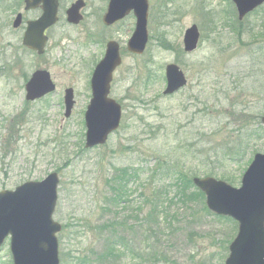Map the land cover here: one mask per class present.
<instances>
[{
    "label": "rangeland",
    "instance_id": "1",
    "mask_svg": "<svg viewBox=\"0 0 264 264\" xmlns=\"http://www.w3.org/2000/svg\"><path fill=\"white\" fill-rule=\"evenodd\" d=\"M74 1L60 0L59 21L47 32L44 55L36 57L21 49L22 34L11 28L23 0H0V192L57 173L53 221L64 227L57 235L60 264H224L237 223L180 196L171 177L204 178L214 169L209 177L237 189L254 155L264 153V6L245 18L239 38L231 0H149L146 49L134 56L126 51L132 14L106 28L101 18L108 0H83V20L70 26L64 12ZM192 25L201 38L197 50L185 54L182 38ZM108 41L118 43L122 58L109 94L121 105V125L104 146L86 150L89 81ZM170 64L184 73L187 86L165 97ZM36 70L49 72L56 90L28 103L22 75ZM67 88L75 104L64 118ZM240 151L243 159L224 158ZM158 161L172 171L144 192L146 176L134 178V171L151 170ZM123 168L128 195L114 206L107 182ZM142 193L154 195L144 214ZM0 264H12L9 239Z\"/></svg>",
    "mask_w": 264,
    "mask_h": 264
},
{
    "label": "water",
    "instance_id": "2",
    "mask_svg": "<svg viewBox=\"0 0 264 264\" xmlns=\"http://www.w3.org/2000/svg\"><path fill=\"white\" fill-rule=\"evenodd\" d=\"M238 20L264 4V0H232ZM26 10L41 5L42 15L27 23L23 45L43 54L47 38L44 32L57 19L58 0H25ZM84 4L77 1L66 11L67 22L78 24L79 11ZM133 12L135 31L127 43V51L141 55L147 43L148 0H110L103 18L105 25L124 18ZM20 23V15L14 28ZM199 32L195 25L186 30L183 47L186 53L197 48ZM119 47L110 42L103 59L95 67L91 81V99L84 115L86 149L104 145L118 130L121 107L109 98L113 72L120 66ZM166 89L171 95L186 85L182 71L176 65L165 68ZM55 86L46 71H37L25 86L26 101H34L54 91ZM73 90L64 93V117L70 116L74 106ZM264 125V117L261 119ZM59 179L49 174L41 182H27L14 191L0 192V247L10 237V253L13 264H59L56 234L61 226L52 220L57 204ZM193 185L205 196L207 209L213 214L228 217L238 223V233L229 245V256L224 264H264V154H256L242 176L241 186L232 188L214 178H195Z\"/></svg>",
    "mask_w": 264,
    "mask_h": 264
},
{
    "label": "trees",
    "instance_id": "3",
    "mask_svg": "<svg viewBox=\"0 0 264 264\" xmlns=\"http://www.w3.org/2000/svg\"><path fill=\"white\" fill-rule=\"evenodd\" d=\"M241 24L242 23H238V29L235 32V34L240 38L242 36V33L245 31L242 30L241 28ZM248 33V32H247ZM259 36L260 39H262V35H257ZM196 100H198V98H196ZM23 117V115H22ZM21 117V118H22ZM19 119V117L16 119L15 122H17ZM10 124V129L14 127V124ZM248 153H246L247 156ZM243 157H245V153L243 151H240V153L235 154L234 152H232L231 154H227L224 155V158H226L227 161H235L236 158L239 159H243ZM209 158V156L207 157V159ZM209 161V160H208ZM167 163L163 162L161 163L160 161L157 162V164L155 165V167L151 170L149 169H138L134 171V178H138V173H142L143 176H146V180L143 183V191L145 192L147 189V187L151 186V183L155 180L157 181V183L162 182L164 179H168L169 177V173L172 171L171 170V166L167 167ZM116 170V169H115ZM214 169L211 170L210 173H208V176H212L214 175ZM128 169L123 168V169H117L113 176L109 179V181L107 182V185L109 186L110 190H111V196L109 199V202L111 203V205L116 206L117 204L119 205H123L125 203V199L124 197H127L128 193H126V189H127V181L128 179L126 178L128 175ZM175 175L173 174V176L171 178H174V184L175 187L177 188L180 196L185 197L187 199H191V200H200L201 202H204V195L202 193H200L198 190H195V192L193 191H188L190 188H194L192 185V179L191 178H187L186 176H182V175ZM157 178V179H156ZM221 179L229 182V183H233V179H231V177H226L221 175ZM142 198H143V203H142V207L139 209L140 211L144 212L146 211L145 208H147V206H149L148 204L151 203L150 198L154 199V195L150 194L149 196L145 195V193H142ZM203 210L204 212H206L207 214L209 213L205 207V204L203 205ZM114 231V229H113ZM113 234V233H111ZM122 239H119V242H121ZM118 242V241H117ZM119 245H121V243H118ZM116 248V246H113L111 249L114 250ZM111 254H113V252L111 251Z\"/></svg>",
    "mask_w": 264,
    "mask_h": 264
},
{
    "label": "flooded vegetation",
    "instance_id": "4",
    "mask_svg": "<svg viewBox=\"0 0 264 264\" xmlns=\"http://www.w3.org/2000/svg\"><path fill=\"white\" fill-rule=\"evenodd\" d=\"M76 1V0H75ZM74 1V2H75ZM73 2V3H74ZM73 3H71L70 5H72ZM83 11V10H82ZM65 13V12H64ZM58 19H59V13H58ZM83 20V19H82ZM116 24H118L117 22L116 23H113V24H111V25H109V26H106V28H110V27H112V26H114V25H116ZM72 25V24H71ZM79 25V24H78ZM73 26V25H72ZM74 26H77V25H74ZM108 43H110V41H108L107 43H106V45H105V49H106V47H107V45H108Z\"/></svg>",
    "mask_w": 264,
    "mask_h": 264
}]
</instances>
